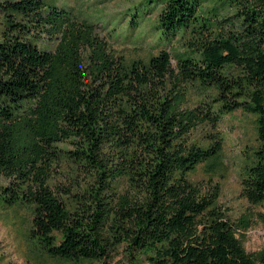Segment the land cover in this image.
Wrapping results in <instances>:
<instances>
[{"label": "trees", "instance_id": "trees-1", "mask_svg": "<svg viewBox=\"0 0 264 264\" xmlns=\"http://www.w3.org/2000/svg\"><path fill=\"white\" fill-rule=\"evenodd\" d=\"M149 1L156 55L125 64L106 41L122 25L101 35L54 0H0V209L28 211L30 239L68 264L122 245L132 264H256L189 179L220 137L188 136L253 116L258 145L240 186L264 206V0ZM139 15L126 25L132 44Z\"/></svg>", "mask_w": 264, "mask_h": 264}, {"label": "rangeland", "instance_id": "rangeland-1", "mask_svg": "<svg viewBox=\"0 0 264 264\" xmlns=\"http://www.w3.org/2000/svg\"><path fill=\"white\" fill-rule=\"evenodd\" d=\"M60 7L71 8L79 20L94 23L101 35L108 28H116L112 37H106L107 44L117 57L125 64L136 61H147L155 56L153 49L154 27L159 6L149 15L152 4L149 0H54ZM223 0H214L220 4ZM133 13L131 14V12ZM137 11L143 21L137 30L136 44H132L127 36L129 16ZM131 14V15H130ZM145 18V19H144ZM105 28V29H104ZM174 66V60L171 61ZM219 136L221 150L214 159L197 165L190 173V181L200 190L202 195L215 196L216 205L237 228L236 237L244 250L254 258L256 264H264L260 259L264 251V206L249 203L241 194L240 179L242 167L250 160L258 145L254 117L236 111L225 115L217 124L205 122L191 131L188 138L203 146L215 143ZM59 168L54 171L55 183L68 182L60 174ZM6 179L0 177V184ZM31 216L28 211L19 210L16 213L0 209V264H68L60 259H54L34 244L29 237ZM126 246H120L109 258L94 261L90 264H132ZM138 264H150L144 258L137 260ZM136 263V264H137Z\"/></svg>", "mask_w": 264, "mask_h": 264}]
</instances>
